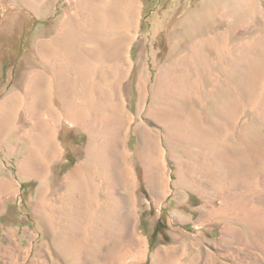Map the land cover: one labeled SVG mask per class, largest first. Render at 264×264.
<instances>
[{"label":"rangeland","instance_id":"rangeland-1","mask_svg":"<svg viewBox=\"0 0 264 264\" xmlns=\"http://www.w3.org/2000/svg\"><path fill=\"white\" fill-rule=\"evenodd\" d=\"M0 264H264V0H0Z\"/></svg>","mask_w":264,"mask_h":264},{"label":"crops","instance_id":"crops-1","mask_svg":"<svg viewBox=\"0 0 264 264\" xmlns=\"http://www.w3.org/2000/svg\"><path fill=\"white\" fill-rule=\"evenodd\" d=\"M4 100H6V99H4ZM49 102H51V101H49ZM49 102L45 100L44 103L39 104L37 106V109L35 111L36 120H38V116H41L46 121V120H49V118H47V115H50V116L54 115L55 119H57L58 121H62V117H63L62 111L60 109H58L56 106H54L53 104H48ZM10 104L11 103L9 101V104H7L6 108H4V106L1 104V111H3L2 114H4V115L7 114V116L11 117V120L9 119L10 123L12 120L14 122L16 120V118L18 120L17 123H19L20 116L24 114V113H21L22 110H24V106L21 105L18 108L9 110ZM15 116H16V118H15ZM13 122L10 125L11 131L15 129V126L14 125L12 126ZM17 123H16V126H17ZM11 127H13V128H11ZM50 133H51V135L53 134V136L55 135L53 131L48 132L47 134H50ZM38 148L41 151L49 149L52 154L58 153L57 150H60L59 149L60 147L58 146V144L55 145L53 142H49L48 140H46V142H44L43 145L39 146ZM54 157H55V155H53L52 159H54Z\"/></svg>","mask_w":264,"mask_h":264},{"label":"trees","instance_id":"trees-1","mask_svg":"<svg viewBox=\"0 0 264 264\" xmlns=\"http://www.w3.org/2000/svg\"><path fill=\"white\" fill-rule=\"evenodd\" d=\"M160 229H158L157 228V235H158V232H161V231H159ZM161 230H163V229H161ZM167 242H168V239H167ZM151 248H152V246H151Z\"/></svg>","mask_w":264,"mask_h":264},{"label":"bare ground","instance_id":"bare-ground-1","mask_svg":"<svg viewBox=\"0 0 264 264\" xmlns=\"http://www.w3.org/2000/svg\"><path fill=\"white\" fill-rule=\"evenodd\" d=\"M131 14H132V13H131ZM122 31H123V32H126V31H124V30H122ZM122 31H121V32H122ZM113 49H114V47H113ZM114 52H115V51H114ZM122 120H124V119H122ZM250 156H251V155H250ZM243 163H244V162H243ZM260 165H261V164H260Z\"/></svg>","mask_w":264,"mask_h":264}]
</instances>
